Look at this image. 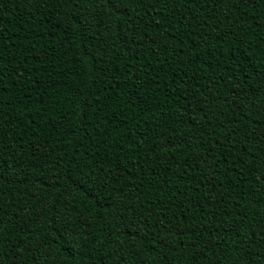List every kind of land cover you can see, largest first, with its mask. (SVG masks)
<instances>
[{
    "label": "trees",
    "instance_id": "obj_1",
    "mask_svg": "<svg viewBox=\"0 0 264 264\" xmlns=\"http://www.w3.org/2000/svg\"><path fill=\"white\" fill-rule=\"evenodd\" d=\"M0 264H264V0H0Z\"/></svg>",
    "mask_w": 264,
    "mask_h": 264
}]
</instances>
